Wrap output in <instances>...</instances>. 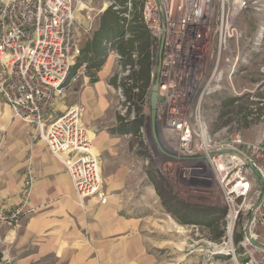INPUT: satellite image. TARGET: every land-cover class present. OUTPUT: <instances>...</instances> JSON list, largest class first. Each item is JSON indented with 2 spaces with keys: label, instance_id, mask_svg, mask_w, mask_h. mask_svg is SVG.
<instances>
[{
  "label": "built area",
  "instance_id": "2783aa9c",
  "mask_svg": "<svg viewBox=\"0 0 264 264\" xmlns=\"http://www.w3.org/2000/svg\"><path fill=\"white\" fill-rule=\"evenodd\" d=\"M84 2L0 0V99L63 164L78 204L93 199L105 205L109 195L81 109L70 105L60 112L57 107L80 53L74 12ZM133 2L153 40L155 65L142 104L148 107L156 84L155 136L150 137L163 175L179 197L194 196L193 204L224 208L223 235L212 241L209 258L264 264V140L248 141L228 126L211 132L203 111L204 101L226 83L234 90V80L245 74L253 55L263 57L264 0H127L128 10ZM244 13L256 18L255 35L237 27ZM109 54L118 60L113 50ZM128 72L129 67L123 74ZM257 75L252 92L264 88V63ZM34 181L28 165L19 204L0 211V228L20 224Z\"/></svg>",
  "mask_w": 264,
  "mask_h": 264
},
{
  "label": "crops",
  "instance_id": "0c3cea01",
  "mask_svg": "<svg viewBox=\"0 0 264 264\" xmlns=\"http://www.w3.org/2000/svg\"><path fill=\"white\" fill-rule=\"evenodd\" d=\"M94 24L93 28L97 20ZM113 60L107 58L97 82L89 83L80 73L81 86L66 88L57 105L60 112L75 103L83 107L82 124L100 159L109 195L105 205L93 199L78 204L63 164L44 142L32 137L33 127L14 119L0 99V211L19 204L28 165L35 178L20 224L0 228V264L226 263L219 257L207 259L197 250L186 253L171 236L174 221L156 193L159 184L143 169L147 159L139 151L138 132L117 131L115 118L104 114L109 107L105 95L112 91L107 79ZM172 232L177 234V228Z\"/></svg>",
  "mask_w": 264,
  "mask_h": 264
},
{
  "label": "rangeland",
  "instance_id": "374dc122",
  "mask_svg": "<svg viewBox=\"0 0 264 264\" xmlns=\"http://www.w3.org/2000/svg\"><path fill=\"white\" fill-rule=\"evenodd\" d=\"M84 1V4L78 5L74 12V21L77 29L79 44H81V42L84 40V35L86 33L90 31L92 32V30H94L93 25H95L94 23L96 22L97 18L108 7V3L111 2V0ZM236 25L247 36L255 35V32L258 28L256 18L249 13L241 14L237 19ZM89 27L90 29H93L89 30ZM91 32L89 33V35L91 34ZM109 56L112 57L114 60L110 66L107 79L108 84L109 80L113 77L114 74L117 73L118 77L124 76L123 72L118 68L116 57L110 54L108 55V57ZM262 63H264V55L263 57L258 54L253 55L252 61L246 65L245 74L234 80L233 83L235 91L231 88V86L226 83L225 88L220 93L212 95L204 101L205 105L203 106V111L208 122L209 130L211 132H217V130H219L220 128L228 126L229 131L239 132L248 141L260 142L264 140V88H262V90L252 92L253 85L255 84L256 79L258 78L257 69ZM154 65L155 64L153 63L152 66ZM80 73L82 74V69H80L74 76L69 79L68 82L65 83V91L66 88L69 87L70 89H75L76 86L77 88L81 86V80L79 78ZM73 78H75L76 80L73 81ZM111 87L112 91H108V93L105 95L109 107L106 110L107 112H105L104 114L108 116L109 119L111 117H114L116 121L118 117H123L127 114V118L129 121L134 120L136 117H138V114L141 117L142 125L138 130L137 136L139 138L140 144L139 151L147 159V163L143 169L145 170L147 168V170L152 173V176L155 178V181L159 184L158 186L156 185V193L158 194V192L162 193L169 191L171 194L173 193L174 196L183 201H187L189 199L188 201L191 203L194 202V200H197L194 198V196H186V198H184L183 196L179 197L174 192V189L167 181L166 177L163 175V166L161 163V158L155 153L154 144L150 137L151 132L149 119V103L148 107L138 103V107L131 106L130 109L128 107L129 103L125 101V98L122 94V90L113 86ZM244 88H248L249 92H243L242 90ZM229 99H232L234 102L230 106H222L224 100ZM72 105H77L80 107L82 123V105L76 103ZM162 185L164 186V188ZM199 197L200 196H198V199L201 200V198ZM213 205L216 208H222L224 210V208L219 204L213 203ZM172 220L175 224L172 223L170 234L173 238H175L177 242L182 243V250L186 253H189L190 250H197L202 254V256H205V258H209L210 256L207 252H211V250H213L214 245L209 239L208 230H205L202 227L195 225H180L173 218ZM222 223L223 224L221 229L224 228L225 225L224 217L222 219ZM176 228L178 231L177 234L172 232ZM218 257L222 261L224 258H226L224 259L225 262L231 264V261L228 256L220 255Z\"/></svg>",
  "mask_w": 264,
  "mask_h": 264
},
{
  "label": "trees",
  "instance_id": "16d2710c",
  "mask_svg": "<svg viewBox=\"0 0 264 264\" xmlns=\"http://www.w3.org/2000/svg\"><path fill=\"white\" fill-rule=\"evenodd\" d=\"M111 1L113 4L99 15L94 30L81 42L80 53L70 69L66 82L80 69H83V75L88 77L89 83L97 82L98 73L104 66L109 52L113 50L118 56L117 64L121 71L124 72L129 67V72L123 77L114 74L109 84L122 90L131 109V106L138 107V103L142 104L148 96L154 63L153 40L141 21L137 3L133 2L128 10L127 0ZM123 14H128L129 17L126 18ZM233 102L232 99L224 100L222 106H230ZM127 117L128 114L118 117L116 130L123 133L138 132L142 125L139 114L134 120L129 121ZM158 195L164 210L180 225L200 226L208 230L209 239L214 242L222 237V219L225 214L222 208L191 204L178 199L169 191L158 192ZM239 239L240 236H236L235 241Z\"/></svg>",
  "mask_w": 264,
  "mask_h": 264
},
{
  "label": "water",
  "instance_id": "95a60500",
  "mask_svg": "<svg viewBox=\"0 0 264 264\" xmlns=\"http://www.w3.org/2000/svg\"><path fill=\"white\" fill-rule=\"evenodd\" d=\"M157 104V85L154 84L151 88L150 91V96H149V108H150V132L152 134V137L155 136V131H154V114H155V108Z\"/></svg>",
  "mask_w": 264,
  "mask_h": 264
}]
</instances>
